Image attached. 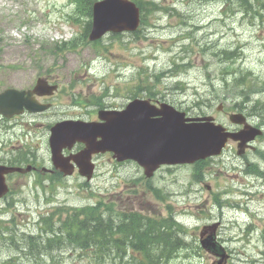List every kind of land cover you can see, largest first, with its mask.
I'll list each match as a JSON object with an SVG mask.
<instances>
[{
  "label": "rangeland",
  "instance_id": "374dc122",
  "mask_svg": "<svg viewBox=\"0 0 264 264\" xmlns=\"http://www.w3.org/2000/svg\"><path fill=\"white\" fill-rule=\"evenodd\" d=\"M141 1L146 19L138 35L108 34L88 44L83 34L93 4L0 0V91L49 76L60 90L48 121L90 119L101 106L124 109L136 97H152L235 130L229 113L242 112L264 129V117H257L264 104L246 107L264 102V10L245 14L228 0ZM71 41L76 46L65 51ZM230 53L238 58L226 60ZM227 71L232 81L235 73L248 76L247 86L223 87ZM18 139L19 150L15 141L6 150L50 160L45 129ZM253 145L238 155L234 142L208 163L164 166L152 179L136 163L107 157L98 159L91 183L78 174L18 176L0 201V264H132L129 256L104 260L63 235L53 238L73 209L98 203L156 220L172 214L185 227V246L169 264H219L220 257L201 247L212 231L229 254L222 264H264V134Z\"/></svg>",
  "mask_w": 264,
  "mask_h": 264
},
{
  "label": "water",
  "instance_id": "95a60500",
  "mask_svg": "<svg viewBox=\"0 0 264 264\" xmlns=\"http://www.w3.org/2000/svg\"><path fill=\"white\" fill-rule=\"evenodd\" d=\"M140 25V11L136 4L129 0H103L94 4L93 24L89 35L90 41L102 38L107 32L135 31ZM42 87L39 84L37 89ZM57 88H51L55 91ZM30 94V93H29ZM26 92L8 90L0 94V114L11 116L21 113L25 106L30 111H42L47 107H38L32 99H25ZM12 100H18L16 104ZM101 123L67 121L52 129L51 149L53 161L63 171L66 164L62 160V150L71 147L76 141L86 144V149L77 158L83 175L91 176L92 167L88 170L90 158L96 153L113 152L119 161L135 160L144 167L147 176L161 165L194 163L207 157L218 155L228 138L239 143V153L261 132L246 124L242 114H232L230 119L235 124H245L238 133L230 134L222 126H216L210 117L186 119L185 113L178 112L169 104L163 103L160 108L148 101L135 100L126 110L101 111ZM98 138L100 140L98 141ZM88 163V165H87ZM71 174V170H64ZM1 172H5L2 169ZM2 175V174H1ZM1 177V176H0ZM7 192L2 177L0 178V197ZM214 236H210L202 245L209 251L216 252L224 258L222 249H214Z\"/></svg>",
  "mask_w": 264,
  "mask_h": 264
},
{
  "label": "trees",
  "instance_id": "16d2710c",
  "mask_svg": "<svg viewBox=\"0 0 264 264\" xmlns=\"http://www.w3.org/2000/svg\"><path fill=\"white\" fill-rule=\"evenodd\" d=\"M133 1L143 12V24L146 19L143 2L141 0ZM85 2L90 5L93 3L92 0H78L80 5ZM231 2L238 3L245 10V14L257 13L260 15V11L264 10V0H228L227 4L229 5ZM253 6H256L254 11L250 10ZM90 28L91 22L85 28L83 34L85 39H87ZM74 42H69L65 51L73 49L76 46ZM234 55V53L228 54L226 60L238 58ZM229 74L232 73L227 71L222 79L223 87L228 88L229 85H233L241 90L247 86L248 76L235 73L234 75L238 76L237 80L235 78L232 81V79L225 78ZM149 96L152 95L149 94ZM262 103L264 104V102L257 100L254 104L246 107L257 109L258 106L263 105ZM241 107L243 109V104ZM263 115L264 111H261L257 117L263 118ZM102 206V203H98L95 206L73 210L68 215L67 220L62 222V232H54L52 233L53 236L60 237L63 235L75 246L93 250L96 256L104 254L100 257L104 260L110 257L115 259L120 256L122 259L129 256L133 264H169L178 251L185 246L181 237L185 227L172 217L156 220L130 210L115 213L112 208L105 207L102 209Z\"/></svg>",
  "mask_w": 264,
  "mask_h": 264
},
{
  "label": "flooded vegetation",
  "instance_id": "af4514ba",
  "mask_svg": "<svg viewBox=\"0 0 264 264\" xmlns=\"http://www.w3.org/2000/svg\"><path fill=\"white\" fill-rule=\"evenodd\" d=\"M48 82L52 83L49 79V77L46 78ZM32 89V88H31ZM23 90V89H22ZM36 99L41 103H50L48 101L49 96H37ZM109 109V108H108ZM39 116L45 117V113L41 114H35L30 112H25L24 114L20 116H14L12 118L2 117L0 116V171H2L3 168H18V169H27L28 172L23 171H14L9 172L6 174V183H13L14 180L17 179L16 177H24V176H30L32 177V180L34 181V178H38L39 175H48L50 177L54 176H64L63 172L60 170H57L53 166L51 168L45 167L47 165V159L44 157L43 159L38 156V158L43 160V165H38V161L36 160L35 156L32 155H23L21 152H17L15 150H6V147L10 144L14 146L12 143L15 141V143L19 142L18 136L19 132L23 130L25 127L27 129H30L29 126L33 125L37 121L40 120ZM97 118H92L90 121H96ZM43 123L39 122L36 124V126L41 127ZM84 148V145L82 143H77L75 146L70 149H65L63 151L64 155L66 157H71L74 154L78 153ZM107 157L109 161L113 164H119V162L114 159L112 153H105V154H98L93 156V161H95L96 167H98L97 161L99 158ZM2 168V169H1ZM47 168V170L45 169ZM26 171V170H24ZM39 180V179H38ZM50 181V180H49Z\"/></svg>",
  "mask_w": 264,
  "mask_h": 264
}]
</instances>
